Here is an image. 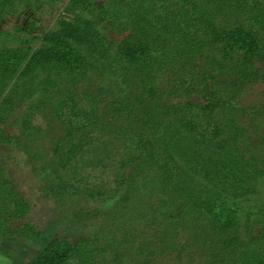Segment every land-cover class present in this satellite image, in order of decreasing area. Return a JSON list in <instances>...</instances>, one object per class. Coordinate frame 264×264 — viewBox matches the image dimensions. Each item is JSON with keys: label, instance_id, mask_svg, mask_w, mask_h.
Masks as SVG:
<instances>
[{"label": "trees", "instance_id": "1", "mask_svg": "<svg viewBox=\"0 0 264 264\" xmlns=\"http://www.w3.org/2000/svg\"><path fill=\"white\" fill-rule=\"evenodd\" d=\"M31 1L0 0V22ZM71 1L94 13L89 1ZM167 1V13L137 7L124 23H109L123 34L116 57L130 73L126 92L99 111L79 106L73 95L64 99L72 127L54 153L76 157L86 142L71 143L78 133L130 130L126 191L107 215L158 219L152 241L134 250L131 264H153L165 254L181 264H264V203L251 188V181L264 182V102L239 103L249 86L264 84V0ZM41 40L29 53L0 45V99L10 84L13 96L0 100V114L33 99L38 110L56 88L69 92L86 73L107 69L90 29L62 21ZM17 141L0 124V145ZM150 174L157 206L140 187ZM29 212L0 168V254L14 237L11 220ZM23 231L33 235L35 225L26 222ZM109 254L97 236L54 240L30 264H106Z\"/></svg>", "mask_w": 264, "mask_h": 264}, {"label": "rangeland", "instance_id": "2", "mask_svg": "<svg viewBox=\"0 0 264 264\" xmlns=\"http://www.w3.org/2000/svg\"><path fill=\"white\" fill-rule=\"evenodd\" d=\"M87 1L93 6V14L75 6L71 0H32L9 10L0 22V45L28 53L39 48L42 36L57 29L60 22H73L91 30L96 51L101 53L96 54L104 56L107 64L104 71L86 73L69 92L56 88L38 110L33 109L38 101L33 99L12 102L9 110L5 106L0 114L3 132L19 138L14 146L0 145V168L11 188L26 199L30 207L26 219L11 220L14 237L2 243L0 264H30L42 248L54 240L75 242L94 236L110 249L106 264H131L136 257L134 250L151 242L155 235L156 216L135 212L120 220L107 215L126 191L121 176L133 154L128 140L130 130L122 132L113 127L108 133H78L71 143L79 139L86 142L81 152L70 159L59 158L53 149L58 144H66L72 127L73 118L66 112L64 99L73 95L79 106L99 111L104 101L126 92L130 73L116 57L123 34L109 23H124L128 13L137 7L152 15L157 11L164 14L171 3L167 0ZM10 85L1 99L8 96L12 101ZM263 102L264 84L261 83L249 86L239 99L242 106ZM141 179L144 198L157 206L155 177L150 174ZM251 183L254 199L264 203V182ZM26 222L35 225V234L27 235L23 231ZM151 261L153 264H181L172 254Z\"/></svg>", "mask_w": 264, "mask_h": 264}]
</instances>
